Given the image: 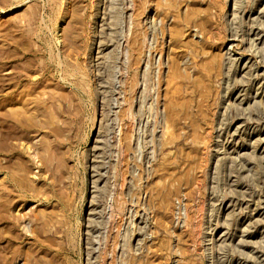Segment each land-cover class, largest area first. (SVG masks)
<instances>
[{
  "label": "rangeland",
  "instance_id": "obj_1",
  "mask_svg": "<svg viewBox=\"0 0 264 264\" xmlns=\"http://www.w3.org/2000/svg\"><path fill=\"white\" fill-rule=\"evenodd\" d=\"M0 264H264V0H0Z\"/></svg>",
  "mask_w": 264,
  "mask_h": 264
}]
</instances>
